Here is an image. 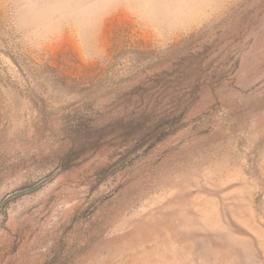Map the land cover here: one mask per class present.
Returning <instances> with one entry per match:
<instances>
[{"label":"rangeland","instance_id":"obj_1","mask_svg":"<svg viewBox=\"0 0 264 264\" xmlns=\"http://www.w3.org/2000/svg\"><path fill=\"white\" fill-rule=\"evenodd\" d=\"M0 264H264V0H0Z\"/></svg>","mask_w":264,"mask_h":264},{"label":"water","instance_id":"obj_2","mask_svg":"<svg viewBox=\"0 0 264 264\" xmlns=\"http://www.w3.org/2000/svg\"><path fill=\"white\" fill-rule=\"evenodd\" d=\"M157 135H159V132H154L152 134H150L149 136H147L146 138H144L142 141L138 142L135 146H133L128 152H127V155L128 156H132L134 155L135 153L139 152L140 150H142L144 147H146L151 141H153ZM120 166H118L119 168ZM117 168V167H116ZM114 168V169H116ZM111 170L110 172H113L114 171ZM17 195V194H15ZM12 196H9L8 198H6L3 202V204H5ZM2 204V205H3Z\"/></svg>","mask_w":264,"mask_h":264},{"label":"trees","instance_id":"obj_3","mask_svg":"<svg viewBox=\"0 0 264 264\" xmlns=\"http://www.w3.org/2000/svg\"><path fill=\"white\" fill-rule=\"evenodd\" d=\"M130 94H132V93H130ZM130 94H129V95H130ZM127 136H128V135H127Z\"/></svg>","mask_w":264,"mask_h":264}]
</instances>
